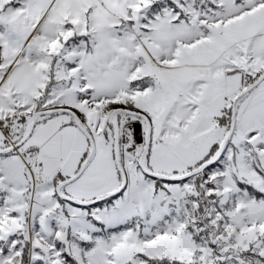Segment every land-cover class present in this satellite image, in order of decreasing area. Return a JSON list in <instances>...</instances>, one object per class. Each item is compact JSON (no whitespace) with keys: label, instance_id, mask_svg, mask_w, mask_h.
<instances>
[{"label":"snow or ice","instance_id":"1","mask_svg":"<svg viewBox=\"0 0 264 264\" xmlns=\"http://www.w3.org/2000/svg\"><path fill=\"white\" fill-rule=\"evenodd\" d=\"M0 264H264V0H0Z\"/></svg>","mask_w":264,"mask_h":264}]
</instances>
